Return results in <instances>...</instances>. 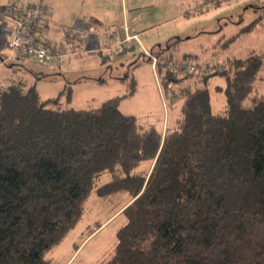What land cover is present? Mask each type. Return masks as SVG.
I'll use <instances>...</instances> for the list:
<instances>
[{"label": "trees", "instance_id": "trees-1", "mask_svg": "<svg viewBox=\"0 0 264 264\" xmlns=\"http://www.w3.org/2000/svg\"><path fill=\"white\" fill-rule=\"evenodd\" d=\"M10 30L0 14L2 63ZM155 56L161 85L188 77ZM225 62L181 93L159 130L125 114L117 96L72 107L75 82L46 98L35 81L0 84V264H49L93 191L129 195L106 264H264V53ZM215 76L225 82L215 85L225 99L216 114Z\"/></svg>", "mask_w": 264, "mask_h": 264}, {"label": "rangeland", "instance_id": "rangeland-1", "mask_svg": "<svg viewBox=\"0 0 264 264\" xmlns=\"http://www.w3.org/2000/svg\"><path fill=\"white\" fill-rule=\"evenodd\" d=\"M42 2L46 1L37 0ZM126 7L128 12L98 15L106 22L114 19L110 22H115L116 27L125 24L131 33H138V40L124 44L121 53L106 51L102 43L97 51L90 52L93 45L80 43L78 53L66 63L64 59L69 55L64 49L65 56L57 66L64 64L57 73H47L39 67L44 65L28 56H22L18 65L11 57L6 64L0 62V83L2 76L14 79L27 73L35 81L40 96L46 98L75 82L69 104L72 107H92L117 96L118 107L125 114L133 115L145 128L159 130L167 121L172 123L178 114L181 93L202 87L206 73L213 74L229 59L245 57L251 52L264 53V0H126ZM46 18L50 19L49 12ZM98 29L93 27L92 31ZM112 38H115L113 33L107 37L109 41ZM58 45L66 47L62 43ZM142 48L162 59L172 55L179 61L197 63L199 71L181 73V77H188L166 88L159 83L160 78ZM260 69L263 76L264 65ZM102 79L98 85L96 80ZM208 83L213 113H222L225 99L214 86L225 82L215 76ZM99 178V183L109 179L107 172ZM128 196L118 191L101 198L93 191L76 225L47 252L49 264H106L115 248L116 232L125 224L119 208Z\"/></svg>", "mask_w": 264, "mask_h": 264}, {"label": "crops", "instance_id": "crops-1", "mask_svg": "<svg viewBox=\"0 0 264 264\" xmlns=\"http://www.w3.org/2000/svg\"><path fill=\"white\" fill-rule=\"evenodd\" d=\"M6 2L0 3L1 5H7L9 2L16 1L17 3L22 4H31L37 3V0L28 2L26 0H5ZM22 1V2H21ZM46 2H42L43 4H47L49 9V20L44 16L43 23L39 24L37 27L32 29L30 33L29 40L33 38H38L39 40L46 41L47 46L55 47L59 43L64 44L66 47H61L63 52L64 49L68 50V57L64 59V63L69 60L70 56L75 55L78 53L79 48L77 47L78 44L85 45H93L91 46L90 52L97 51L98 45L102 43V46H105L106 51H114L116 53H120V49L123 48L124 44H129L132 40H138V33L134 32L131 33V29L128 25H122L120 27H116L117 25L114 19H110L106 22L103 17L98 16L99 14H110V13H122L128 12L129 10L126 7V0H45ZM41 3V4H42ZM134 7V6H133ZM137 8V7H134ZM107 25V26H106ZM93 27H98L97 31H92ZM116 34L120 37V43L115 41H109L107 39L108 35ZM136 35V38L133 36ZM129 37V38H126ZM56 43V44H55ZM68 43V44H67ZM43 44V43H42ZM122 44V45H119ZM65 54V53H64ZM5 61L3 62L8 63L7 58H14V64L18 65L20 59H16L13 54L7 52L4 54ZM17 62V63H16ZM96 63L97 61H93ZM63 63V64H64ZM52 67V66H39L41 69L48 71H52L54 73L59 72L62 69V65ZM20 66V65H19ZM22 68V67H21ZM26 74V75H25ZM59 74V73H58ZM43 75V74H42ZM16 77H20L24 79L26 84H32L31 77L24 73L23 75H17ZM15 77V78H16ZM14 78V79H15ZM1 79L3 81L0 83L5 85L9 80H12L9 77L2 76ZM118 80L121 77H117ZM103 81V80H102ZM102 81L96 80L99 83ZM217 85V84H215ZM223 85V84H220ZM215 87V86H214ZM211 88V87H210ZM211 90V89H210ZM128 200L125 202L127 203ZM122 204L119 210L125 205ZM100 226V225H99ZM92 233V232H91ZM89 233L88 235H91Z\"/></svg>", "mask_w": 264, "mask_h": 264}, {"label": "built area", "instance_id": "built-area-1", "mask_svg": "<svg viewBox=\"0 0 264 264\" xmlns=\"http://www.w3.org/2000/svg\"><path fill=\"white\" fill-rule=\"evenodd\" d=\"M49 12L47 5L41 3L22 4L16 1L9 2L0 14L4 19L11 23L10 36L7 40V48L9 53L24 54L36 61L40 65H48L56 67L61 63L62 58L65 56L61 47H47L45 44L34 43L33 39L29 40L30 31L37 21L42 19L46 13ZM115 38L111 41L120 43L117 35L114 33ZM129 38V37H126ZM136 38V35L133 36ZM145 55L148 56L153 70L158 63V57L147 49L142 48ZM168 68L174 69L177 73H197L199 67L197 63H191L183 60H176L172 55L163 59ZM205 70V69H204ZM203 70V71H204Z\"/></svg>", "mask_w": 264, "mask_h": 264}]
</instances>
